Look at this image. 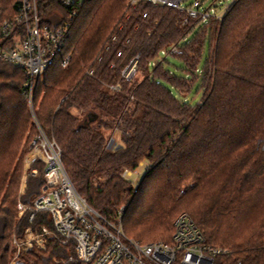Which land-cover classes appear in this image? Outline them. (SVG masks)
<instances>
[{
	"label": "trees",
	"instance_id": "obj_1",
	"mask_svg": "<svg viewBox=\"0 0 264 264\" xmlns=\"http://www.w3.org/2000/svg\"><path fill=\"white\" fill-rule=\"evenodd\" d=\"M39 1L45 22L71 23L35 106L79 192L111 221L126 206L124 230L142 243L171 242L186 212L209 244L229 249L214 264H264V0H236L223 21L186 26L184 12L148 0H87L75 16L60 0ZM18 5L0 0V29ZM137 56L136 73L124 78ZM26 81L23 69L0 61V264L14 254V231L30 224L18 218L19 203L45 182L39 160L21 192L37 133ZM196 83L202 97L192 103ZM89 113L97 118L86 123ZM117 133L121 144L108 148ZM141 164L135 184L123 173ZM40 217L50 224L48 213ZM26 264H51L50 255L33 251Z\"/></svg>",
	"mask_w": 264,
	"mask_h": 264
},
{
	"label": "built area",
	"instance_id": "obj_2",
	"mask_svg": "<svg viewBox=\"0 0 264 264\" xmlns=\"http://www.w3.org/2000/svg\"><path fill=\"white\" fill-rule=\"evenodd\" d=\"M86 1L60 0L72 16ZM140 1L129 0V5L136 6ZM148 1L184 12L182 25L186 26L191 19L199 23L223 21L236 0L218 4L212 1L209 5L206 0H192L190 4H185L187 0ZM70 26V22L59 26L45 22L39 0H19L17 14L6 19L0 29V61L11 62L25 71V93L37 128L24 162L22 193L27 189L29 177L38 174L34 163L40 160L45 164V182L40 192L29 202L18 205V218L27 216L30 224L22 232L14 231V254L9 264L19 261L26 264L25 257L28 259L33 251L50 255L51 264H214L215 258L229 253V249L209 244L188 213H181L175 220L171 242L142 243L124 230L122 218L126 206L117 221L108 220L79 192L70 178L63 161V150L56 138L41 125L35 106L39 80L63 51ZM176 50V46L170 48V52ZM118 55L121 56L122 51ZM70 59L71 53L66 54L62 64L67 66ZM137 64L138 56L123 69V77L131 79ZM111 89L119 90V85H112ZM123 174L128 177L132 171L126 170ZM45 212L50 224L47 218L40 219V214ZM38 216L41 222L36 225ZM54 247L60 251L53 252Z\"/></svg>",
	"mask_w": 264,
	"mask_h": 264
},
{
	"label": "rangeland",
	"instance_id": "obj_3",
	"mask_svg": "<svg viewBox=\"0 0 264 264\" xmlns=\"http://www.w3.org/2000/svg\"><path fill=\"white\" fill-rule=\"evenodd\" d=\"M212 1H213L215 4H218L220 1H226V0H206V4L209 5ZM230 1L233 2L234 0H230ZM191 2H192V0H187V1L185 2V4H190ZM161 56H163V55H161ZM169 59H170L173 63H177V60H176L174 57L169 56ZM173 67H174V66H172V68H173ZM175 70H176L177 72H180L179 69H175ZM198 90H199V83H196L195 86H194V88H193V90H192V92L189 93V94L186 96L187 100L191 101L192 103H196V102H198V101L201 99V97H202V92H201V91L197 92ZM177 96H179V95L177 94ZM114 139H115L116 141H114ZM115 142H116V144H115ZM117 144H121V136H120L119 133L115 134L114 138H111V139L109 140V143H108L107 147H108V148H111L113 145L117 146ZM27 154H28V152H27ZM27 154H26V155H27ZM26 155H25V157H24V162H25ZM145 172H146V165H145V164H141L137 170H135L134 172H132V174H130V175L128 174V178H129L130 180H132V181L136 184V182L142 177V175H143ZM23 175H24V168H23ZM23 175H22V178H23ZM21 184H22V181H21ZM32 197H33V195H32ZM32 197H31V198H32ZM31 198H30V199H31ZM25 260H27V257H25ZM10 261H11V260H10Z\"/></svg>",
	"mask_w": 264,
	"mask_h": 264
},
{
	"label": "water",
	"instance_id": "obj_4",
	"mask_svg": "<svg viewBox=\"0 0 264 264\" xmlns=\"http://www.w3.org/2000/svg\"><path fill=\"white\" fill-rule=\"evenodd\" d=\"M97 118V115L95 113H89L88 119L86 120L87 122H92ZM17 264H23V262L19 261Z\"/></svg>",
	"mask_w": 264,
	"mask_h": 264
}]
</instances>
